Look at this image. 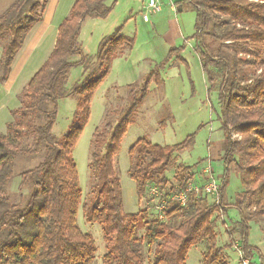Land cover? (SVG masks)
Wrapping results in <instances>:
<instances>
[{"label":"trees","instance_id":"trees-1","mask_svg":"<svg viewBox=\"0 0 264 264\" xmlns=\"http://www.w3.org/2000/svg\"><path fill=\"white\" fill-rule=\"evenodd\" d=\"M75 0L57 30L55 46L41 68L19 96L20 107L10 111L11 121L0 134V264H93L97 247L90 234L77 225L82 192L74 147L86 127L95 92L111 71L113 60L129 53L134 39L121 34L104 38L95 54L97 73L89 74L69 91L70 71L86 69V56L78 38L86 19H106L116 0ZM49 0H14L0 15V84L30 30L42 20ZM195 12V44L201 70L210 90L220 79L218 100L223 137V180L219 200L210 204L194 191L186 207L172 204L157 219L155 210L141 208L126 213L121 183L114 169L122 139L138 107L148 94L149 82L159 78L151 72L142 84L127 86L126 106L105 114L90 141V199L82 205L85 223L101 228L106 245L103 264H186L190 250L205 244L200 264H228L225 250L217 246L215 214L225 213L223 192L229 167L243 191L235 196L232 210L239 218L244 250L250 223L259 225L264 238V0H185ZM183 47H172L167 60ZM178 53V54H179ZM78 58V61H73ZM181 60V58H179ZM184 61V60H182ZM181 62V61H180ZM87 70V69H86ZM76 101L71 122L57 139L52 129L59 101ZM159 125L162 127L163 122ZM193 136L172 146L154 145L138 139L127 152V176L138 199H145L149 186L161 194L159 200L187 190L194 166L181 168L175 185L167 188L165 171L173 155L189 148ZM41 156L32 169L19 174L27 195L13 203L8 193L15 160ZM204 196V195H203ZM259 255V259H263Z\"/></svg>","mask_w":264,"mask_h":264},{"label":"rangeland","instance_id":"rangeland-1","mask_svg":"<svg viewBox=\"0 0 264 264\" xmlns=\"http://www.w3.org/2000/svg\"><path fill=\"white\" fill-rule=\"evenodd\" d=\"M71 1L60 0L58 3L57 0H49L46 17L56 10L55 20H57V17L67 13ZM112 1L109 0L108 4ZM169 1L175 6L174 10H171ZM12 3L13 0H0V15ZM187 4L185 0H161V12L152 14L145 9L146 5L141 0H116L113 11L106 19H86L82 25L78 43L86 56L87 70L77 67L70 71L65 86L67 91L87 75L97 73L95 54L104 38L121 28L123 36L134 39L132 50L121 57H128V64L125 65L126 60L117 62L116 65H122L118 67L119 73H115L117 78L113 81L106 78L101 87L106 85L107 88L96 92L91 104L89 121L72 152L82 192L77 225L83 233L90 234L95 242L97 253L93 264H103L102 257L107 249L101 228L85 223L82 211V205L88 203L90 199L92 185L88 170L91 137L94 130L104 123L107 112L120 110L126 106L127 86L132 83L142 84L151 72L157 70L159 78L157 80L152 78L149 82L148 94L138 107L132 124L128 126L114 161V169L124 193V211L136 213L141 208H148L151 212L159 199L149 195L145 199H138L133 189L134 183L127 176L128 149L140 138H146L154 145L172 146L183 142L188 136H193V143L189 148L173 155V161L164 174L167 188L175 185V174L181 168L194 166L190 184L199 189L195 194L205 198L210 204L219 200L218 190L221 187L224 171L223 137L218 120L220 106L217 91L220 79L217 80L215 89L210 90L206 75L201 70L199 54L193 38L196 33L195 12ZM144 15L148 17L147 22L143 21ZM4 45L5 39L0 42V58ZM172 47H183V49L167 60L163 69L159 70V66L167 59L168 51ZM32 56L33 54L28 60L32 59ZM77 60L78 58L73 59V61ZM17 74L15 73L14 76ZM112 82L116 83L110 85ZM26 84V81L21 85L14 81L11 86L14 85L16 90L11 95L9 94L13 90L10 88L6 91V87L0 84V134L6 132L5 126L11 121V117L6 114L9 113L8 110L20 107L19 96ZM75 108V99L66 98L59 101L56 122L52 129L57 139L67 131ZM4 120L6 122L2 124ZM160 122H163L162 127L159 125ZM40 161L41 156L15 160L14 177L8 188L13 203H22L27 195L26 188L20 186L19 174L34 168ZM206 166L209 167L210 177L218 185V190L216 193L203 196L202 187L205 184L203 170ZM153 185L149 186L148 191L154 187ZM242 191L243 187L233 171V166H230L223 192V205L227 209L225 213L215 214L213 217L217 246L228 247L225 250L228 264H237L235 245L242 244L240 227L237 224L239 216L232 210L235 196ZM170 205L172 204L168 207ZM249 226L247 245L251 248L252 260L254 264H264V258L259 259V255L264 256V238L259 225L250 223ZM205 248L206 245L201 244L190 250L187 264H200L201 254Z\"/></svg>","mask_w":264,"mask_h":264},{"label":"crops","instance_id":"crops-1","mask_svg":"<svg viewBox=\"0 0 264 264\" xmlns=\"http://www.w3.org/2000/svg\"><path fill=\"white\" fill-rule=\"evenodd\" d=\"M74 1L75 0L71 1L70 5L68 7L69 11H70ZM57 2L59 3L60 0H57ZM169 2L171 4V10H174L175 6L172 5L171 1H169ZM68 10L66 11L67 13H65L64 15H62L60 17H57V20H55L56 10L53 13H51L48 17H46V15L48 13L47 12V6H46L44 12L42 13V20L38 24H36L30 30L28 35L26 36L24 43H23V46L19 50L20 53L19 52H18L19 54L17 53L14 61L11 64L8 79H7L5 84H2L6 87V89H5L6 91H8V89H10V88L13 90L10 92L9 95L13 94L14 91L16 90L14 85L11 86L14 83V81L18 82L19 85H21L25 81L28 83V81L31 79V77L45 63V61L47 60V58L49 57L50 53L52 52V50L55 46L58 27H59L60 23L63 21V19L68 15V13H69ZM45 12H46V14H45ZM57 16H58V14H57ZM32 54H33L32 59L30 58L31 60L30 59L28 60L29 56ZM127 59H128V57L117 58V59L113 60L112 66H111V71L106 78L110 79V81H113L114 79H116L117 76H115V73L116 72L119 73L118 67H122L121 64L116 65V63L117 62L119 63V61H121V60H126L125 65H127L128 64ZM29 62H33V63H29ZM15 73L16 74L18 73V74L14 76ZM82 75H83V73H82ZM13 76H14V78H13ZM15 77H16V79H15ZM105 80L103 82H105ZM102 83H101V85H102ZM114 83H116V82H112V84L110 83V85H113ZM101 85L98 87L96 92L101 91V90H105L107 88L106 85L104 87H101ZM96 92H95V94H96ZM93 100H94V98H93ZM12 110H15V109H9L8 110L9 113H6V114H8V117L10 116V111H12ZM8 117L6 118V121H7ZM6 121L4 120L2 124H5ZM133 189L135 190V187ZM135 196H136V191H135ZM124 205L125 204H124V193H123V206ZM187 258H188V256H187ZM186 264H187V261H186Z\"/></svg>","mask_w":264,"mask_h":264},{"label":"built area","instance_id":"built-area-1","mask_svg":"<svg viewBox=\"0 0 264 264\" xmlns=\"http://www.w3.org/2000/svg\"><path fill=\"white\" fill-rule=\"evenodd\" d=\"M141 1L143 3H145V5H146L145 9L152 14L160 13L162 10L161 5H160L161 0H141ZM143 21L144 22L148 21L147 15L143 16ZM203 173L205 175L204 176L205 177V184L202 187L203 195L208 196V195H211L213 193H216L218 190V185L210 177L208 166H206V168L203 170ZM190 191H194L195 193H197V192H199V189L196 188L195 186H191V184L189 183L187 190L171 195L169 201L158 199L155 206H154V210L157 214V219L160 221L163 220V212L167 209L169 204H175V205H178L180 207H186V205L188 203V194ZM148 193H149L148 195L151 197L157 198L160 196L157 188H155V187L150 188ZM235 251L237 254V264H254L252 257L248 254V252H246V250H244L242 244L237 243L235 245Z\"/></svg>","mask_w":264,"mask_h":264},{"label":"water","instance_id":"water-1","mask_svg":"<svg viewBox=\"0 0 264 264\" xmlns=\"http://www.w3.org/2000/svg\"><path fill=\"white\" fill-rule=\"evenodd\" d=\"M180 10V8L178 9V11Z\"/></svg>","mask_w":264,"mask_h":264}]
</instances>
